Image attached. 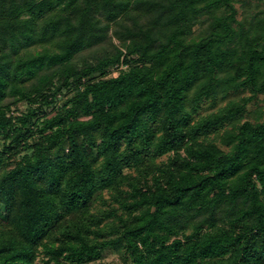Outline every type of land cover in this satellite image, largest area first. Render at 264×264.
<instances>
[{
    "label": "trees",
    "instance_id": "16d2710c",
    "mask_svg": "<svg viewBox=\"0 0 264 264\" xmlns=\"http://www.w3.org/2000/svg\"><path fill=\"white\" fill-rule=\"evenodd\" d=\"M260 1L0 0V264H264Z\"/></svg>",
    "mask_w": 264,
    "mask_h": 264
},
{
    "label": "rangeland",
    "instance_id": "374dc122",
    "mask_svg": "<svg viewBox=\"0 0 264 264\" xmlns=\"http://www.w3.org/2000/svg\"><path fill=\"white\" fill-rule=\"evenodd\" d=\"M253 2L255 4L259 5L260 8H263V3L260 0H253ZM238 7H239V12H240V17H241V14H243V10L240 8L239 5H238ZM255 9H256L255 7L252 8L253 11H257V9L256 10ZM200 29H201V26H197L196 27L197 31H199ZM114 43L117 44V45L120 44L116 39H114ZM116 75H118V71H114V73H112V76H116ZM68 95L69 94H67L66 97L61 98L58 105H62V102H64V100H66L69 97ZM237 96H238L237 94H232L228 98L221 99V100H226V103H227L229 100H235V98ZM226 103H224V104H226ZM260 108H264V96H260L258 98L257 104H255L254 106H253V104L252 105L250 104L249 107H248L251 116H252V111L253 112L254 111L257 112V111H259ZM26 110H27V106L25 104H20L17 107L13 108L12 114L15 115V116H20ZM48 112H49V117L55 115V111L54 110L48 109ZM3 143H4V141L2 139H0V149H2ZM105 197L106 198L109 197L107 192H105ZM98 206H101V204H98ZM91 264H125V259L120 255V253L112 251V250H107L104 253L103 258L100 261H96V262L91 263Z\"/></svg>",
    "mask_w": 264,
    "mask_h": 264
}]
</instances>
